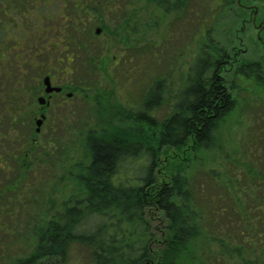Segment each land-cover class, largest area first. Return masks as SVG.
<instances>
[{"label":"trees","instance_id":"16d2710c","mask_svg":"<svg viewBox=\"0 0 264 264\" xmlns=\"http://www.w3.org/2000/svg\"><path fill=\"white\" fill-rule=\"evenodd\" d=\"M155 1L167 12L184 9L188 0ZM53 2L58 5L56 9L65 5L63 8L72 13L71 22H60L57 29L55 23L48 24L56 18L48 14V4ZM119 4L118 0H0V77L7 78L6 65L20 64L8 60L7 51L21 50V46L26 49L31 42L34 45L37 34L48 28L80 31L84 23L75 22L74 16L82 19L88 15L89 27L109 18L115 25L109 32L118 35L120 42L128 41L135 25L126 19L128 14L121 12L125 9ZM8 26L11 35L15 32L10 39ZM209 30V40L202 41L194 67L188 69L183 88L164 120L158 122L152 115L168 90L161 79L141 102L143 110L134 114L116 106L113 116L119 125L87 134V160L78 162L74 191L62 201L60 209L48 218L42 217L24 234L31 247L25 255L12 258L10 264H65L76 243L89 248L90 264H188L197 255L209 264H264V147L259 152L257 145L253 146L238 170L229 168L227 174L208 171L218 190L215 196L198 194L188 171L189 162L203 159L199 154L221 145L220 123L237 107L233 76L254 78L264 85V68L259 61H242L236 68H224L228 52L214 43ZM94 61L89 57L96 66ZM7 91L0 89L2 98L20 97L26 90L20 85ZM18 102L22 109L14 112L17 117L13 123L29 111L23 100ZM24 136L19 148L0 153L2 169L7 162L5 170L19 168L13 178L19 183L12 197L21 190L26 171L35 167V148L44 144L35 140L37 134L32 127ZM141 156L145 157L142 174L124 173L127 165ZM202 164L197 167L203 168ZM162 167L165 171L160 170ZM0 189L5 194L6 188ZM224 216H228V222L222 219ZM6 223L11 222L0 221V233ZM17 223L19 220L14 226Z\"/></svg>","mask_w":264,"mask_h":264},{"label":"rangeland","instance_id":"374dc122","mask_svg":"<svg viewBox=\"0 0 264 264\" xmlns=\"http://www.w3.org/2000/svg\"><path fill=\"white\" fill-rule=\"evenodd\" d=\"M218 1L220 0H188L184 9L165 12L156 5L155 0H118L119 6L125 9L121 12L127 13L126 19L129 18L135 25L128 37L127 49L120 45L118 35L109 32L115 28L109 18L93 23L90 27L85 26V32L89 29L86 32L87 38L93 40L88 51L81 52L75 58L77 68H71L68 73L65 70L57 72L62 80L72 83L74 96L64 101L59 100L49 110L51 116L46 121L45 129L34 137L38 139V143H44L45 147L43 144L35 148V167L26 171V179H23V186L17 192V197L11 195L18 187L19 182L13 181L16 180L13 178L17 177L19 168L14 171L5 170L8 162L5 169L0 166V188H6L5 194L0 189V205L6 206L0 207V219L10 221L11 226L19 220L18 225L14 226L19 230L7 223L2 224L0 264H10L12 258L28 253L31 246L24 234L29 233L42 217L48 218L60 209L62 201L74 191L77 185L75 174L80 171L78 162L87 160L85 138L89 132L98 134L103 128L113 130L120 124L113 116L116 106L133 112L143 110L141 102L150 87L157 80L164 79L168 90L152 115L158 122L167 117L173 109L178 90L183 88V79L188 69L194 67L202 41L209 40L206 36L208 29L214 43L224 46L231 54L229 57H234L224 68H236L242 61H259L264 68V0ZM104 21L108 23L106 26ZM98 27L101 28V34L89 38V34L95 35ZM67 30L72 29L68 27L64 31L72 37L74 32ZM48 31L56 33L52 35L61 34L56 29ZM39 40L45 42L46 34ZM33 46L32 42L27 43L26 49H23L24 56L27 52L32 54ZM66 52L67 50L57 47L37 54V59L40 60L37 68L27 62L5 66L4 71L8 76L0 77V89H4L5 93L6 90L7 93L15 90L16 86H20L16 82L20 78L23 82H28L29 89L24 93H28L26 96L29 100H23L26 98L23 93L20 97L13 98L10 95L2 98L0 94V153L7 148H19L25 139L22 136L30 127L35 132L32 110L37 105L35 101L38 88L36 86L31 89L30 86L50 69L48 66L53 58L62 57ZM89 57L95 58L94 64L97 66L104 59L107 68H90L93 62H89ZM88 65L89 68H84ZM233 78L237 85V107L220 123V147L206 154H199L203 158L200 160L203 168L197 167L200 166L198 159L189 162L188 171L198 194H217L218 190L208 171L227 174L229 168L238 170L247 161L253 146L257 145L259 152L263 151L264 85L257 83L254 78ZM20 100L29 103V111L26 115L22 113L20 120L13 123V118L17 117L14 112L21 107L18 102ZM144 161L145 157H138L127 165L124 173L142 174ZM14 163L15 160L10 164L13 166ZM162 168L160 170L165 171ZM13 182L16 184L9 185ZM222 219L228 222V216ZM204 247L205 244H202L201 248ZM202 252L205 253L203 250ZM65 264H90L89 248L77 243L72 245ZM188 264L209 263H205L197 255Z\"/></svg>","mask_w":264,"mask_h":264},{"label":"flooded vegetation","instance_id":"af4514ba","mask_svg":"<svg viewBox=\"0 0 264 264\" xmlns=\"http://www.w3.org/2000/svg\"><path fill=\"white\" fill-rule=\"evenodd\" d=\"M48 5L51 7V10L49 11L48 14H51L52 17H56L53 22L49 23V26H52V24L55 21H57L59 17H61L59 19V21L61 23L71 22L70 20H71L72 13H71V11L65 10V8H63L65 5H62V7L59 6L60 8H58V9L55 8V6H58L56 2H53V4H48ZM69 14H70V16H68ZM74 18L76 19L75 22H81L82 21V23H84V26L82 25L81 29H79L80 31H78V32L72 31L73 29L71 27L70 28L72 30H68V31H72V33L74 32L75 35L73 33V36H75V37H73V36L70 37L69 35L65 34L63 31L60 32L61 34H59V35H52V34H56V33L49 32L48 30L52 29V28H48L43 33L37 34L38 40L34 42L32 54L27 52V54L24 56V54H25L24 50H23V49H25L24 46H21L22 48H21L20 52L19 51L16 52V49H11V50L7 51L8 60L14 59V60L20 61L19 65H22V63L27 62L30 66H34V68H37V64H39V61H40L37 59V56H36L37 54L43 53V52L48 51L50 49L53 50L57 47H60L63 50H67L65 55H63L62 57L53 58L50 66L47 65L48 68H50V69L45 71L42 74V76L40 77L41 79L38 78V80L33 82L34 85L30 86L31 89L36 87V86L38 88L37 98L35 97L36 101H35V98L33 99L37 105L32 110V112H33V114H32L33 118L32 119L35 120V125H36L35 126V132L37 135H40L42 133V131L45 129L46 121L51 116V113L49 112V110H51V108L54 106V104H56L59 100L64 101L65 99H70L74 96V90H73L72 85H71L72 83H70L69 80H65V79L62 80L57 75V72H59L61 70L62 71L65 70L66 73H68L69 71H71L70 70L71 68H77L76 65L74 64L75 58L77 56H79L81 52L88 51V47L93 42V40L91 41V39L87 38V34H86L87 31L86 32L84 31L85 26L89 22L88 15H86L85 17H82V19H80L78 17L76 18V16H74ZM59 21H57L56 24H54L56 29L59 28L58 25L61 24ZM96 23L97 22H95V24ZM67 28L68 27H66V29ZM6 29H7V35L9 36L8 39H10V37L12 35H14L13 33H15V32L12 31L13 33L11 35L12 29L10 28V26H8ZM60 29H61V27H60ZM45 34H46L47 40L45 42H42L43 40H39V38H41ZM47 34H50V35H47ZM94 34L95 35H92V36L89 34V38H92L93 36H99L101 34V31L99 33H97L95 30ZM14 37H15V35H14ZM53 37H60V38L57 39L56 41H54ZM13 38H11L12 41H13ZM60 44H62V45H60ZM103 45H105V44H102V46ZM120 45L124 46V48H126V49L128 47L127 41L120 42ZM121 51H125V50H121ZM74 52H75V54H74ZM229 55H231V54H229V52H228L226 62L222 63L223 65L230 64V62L233 61L234 57L233 58H232V56L229 57ZM101 63L102 64L100 66L90 65V68H107V66L104 65V63H105L104 59H103V61H101ZM84 68H89V65L84 67ZM45 77H49V80H50L52 87H58L59 89H53L51 91H46V86L44 83ZM19 84L22 86L24 85V87H22L23 90L29 89L28 82L22 81V82H19ZM37 91H35V93ZM35 93H34V95H35ZM26 94L28 95V93H26ZM26 94L24 95L26 97L23 99L24 101L29 100V98H27ZM40 98L43 99V103L40 102V100H39ZM25 104H26L25 106L29 105V103H25ZM131 108H132V106H131ZM20 109H22V107H20ZM130 112H133V111L130 110ZM137 112L138 111H136V112L134 111L133 113L136 114ZM146 113H147L146 114L147 116L150 115L148 112H146ZM40 118H42L43 121H42V124L40 125V127H38L36 121ZM38 128H39V130H37ZM35 140H38V139H35Z\"/></svg>","mask_w":264,"mask_h":264},{"label":"water","instance_id":"95a60500","mask_svg":"<svg viewBox=\"0 0 264 264\" xmlns=\"http://www.w3.org/2000/svg\"><path fill=\"white\" fill-rule=\"evenodd\" d=\"M100 31H101V28H97V29H96V32H97V33H99ZM44 83H45V86H46V91H51V90H53V89H59L58 87H52V86H51V83H50L49 77H45V78H44ZM39 100H40V102L43 103V99H42V98H40ZM42 121H43L42 118H40V119H38V120L36 121L38 127H40V125L42 124ZM37 130H39V128H38Z\"/></svg>","mask_w":264,"mask_h":264}]
</instances>
